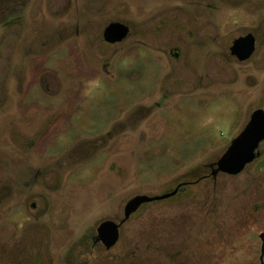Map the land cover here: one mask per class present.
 I'll return each instance as SVG.
<instances>
[{
	"label": "rangeland",
	"instance_id": "1",
	"mask_svg": "<svg viewBox=\"0 0 264 264\" xmlns=\"http://www.w3.org/2000/svg\"><path fill=\"white\" fill-rule=\"evenodd\" d=\"M62 1L18 0L10 24L0 22V150L11 156L8 136L20 131L39 137L35 167L69 153L62 184L35 188L42 215L0 192V264H78L80 241L100 221L121 219L135 195L160 196L203 173L264 111V0H68L61 11ZM113 20L134 37L109 48L100 34ZM248 33L255 51L239 63L229 47ZM53 114L60 120L40 134ZM259 151L235 177L143 204L91 264H208L224 214L255 195L264 214V141Z\"/></svg>",
	"mask_w": 264,
	"mask_h": 264
},
{
	"label": "flooded vegetation",
	"instance_id": "2",
	"mask_svg": "<svg viewBox=\"0 0 264 264\" xmlns=\"http://www.w3.org/2000/svg\"><path fill=\"white\" fill-rule=\"evenodd\" d=\"M11 1L12 2L10 4L9 3L10 0H0V22L3 24L5 23L7 16L11 15L12 12L14 13L18 11L21 7L20 3H17L18 0H11ZM67 4H68V0H63L62 4L60 5L61 7L60 10L65 11V8H67ZM15 19L19 20V17L14 18V20ZM114 22L127 26L129 32L126 38L123 39L121 42L110 44L104 41L103 31L110 23H114ZM110 23H108V25H106L102 29L100 34V41L107 47L111 48L122 45L128 38L134 37V35L131 34V25H128L122 20H113ZM9 24L10 23H5V25H9ZM162 52L165 54L164 50H162ZM170 53H172L171 50ZM102 54L106 55V53H102ZM2 94H3V89L2 87H0V110L3 106ZM55 114H57V112H55ZM59 120L60 119H58L57 116H55L54 114L47 115L43 120H41V123L39 125L40 127L38 128L40 129L39 133L41 134L42 132L47 130V128H51ZM110 130L111 129H101L97 132L98 134H100L98 136L110 137L111 135ZM8 138H9L8 144L9 147H11V153H10L11 156L4 155L5 152L0 150L1 151L0 152V192L1 193L5 192L6 194L5 193L4 194L6 198L9 195V193H14L18 197V199L22 201L23 207L25 208L26 211H27V206L31 208L32 213L27 212L30 218L40 216L43 214L44 211L43 209L40 210L36 207V202H38L39 200V192H37L35 188L37 187L38 189H40V184L44 185L45 183H55V184L58 183V185L62 184L64 170L65 167H67V162L65 161L67 160L69 153L63 152L61 150L59 153L50 156L49 160H45L38 167H35L36 160L34 157L35 154L33 149L39 137H36L34 133L24 134L21 133L20 131H15L13 132L12 135L8 136ZM98 140L99 138L96 137L95 139L89 142L94 143L97 142ZM260 144L258 146V151L260 149ZM222 154L220 155V157L222 156ZM259 156H260V151H259ZM219 158L216 159L215 161H210L207 164H205L203 168L205 171L203 173L199 174L194 172L192 177H190V179L177 183L176 187L174 188L176 189L178 187L177 193L172 197L177 196L180 192V189L184 186L197 187L198 185L203 183H209L210 181L214 182L220 176L235 177L223 173H217L215 175L211 174V172L216 169V162L219 160ZM114 164L115 163L113 162L111 163L112 166ZM10 165H12L11 167H20L22 169V176L17 177L11 174L10 172L8 173L7 170L9 169L8 166L10 167ZM9 175L13 176V178L7 179V176ZM174 189H172L171 191H173ZM112 197L113 195L110 192L107 196L108 202L112 201ZM258 197L259 196L255 195L252 196L251 199H244V200L241 199L239 203V207L236 211H231L229 216L224 214L223 217H221L219 221V225L216 226L215 229L217 230V233L220 235V237L218 238V241L215 243H213L212 237L208 240V246L206 248L207 255L204 254L205 256L201 258V260L205 261L208 264H242L243 262H244L243 264H264V214L260 209V198ZM160 201H155V202H160ZM141 207L142 205L135 213H133L128 218V220L133 215H135L141 209ZM123 210L124 207L122 209L121 219L116 221L115 218L112 219V217L110 218V216H108L107 218L103 219L97 224L95 228V233L87 237L86 239L87 241L85 242L83 240L80 241L82 254L83 253L86 254L87 258L82 257L78 259V264H91L92 262H94L93 255L95 248L99 249L98 251L101 253V255H108V253L117 245L120 239V231L122 227L128 222V220L119 226L118 241L113 247L109 249H106L102 245V243L98 240L96 229L98 225L104 221H112L115 224H119V222L123 219ZM113 211L114 209L109 207L107 212L111 213ZM206 219L208 221L209 219H211V217L205 218V220ZM208 232L209 233L207 234L210 235V231ZM262 245H263V254L261 259ZM0 246H3V244H0ZM211 250H214L215 253L218 254L219 256L216 255L215 257H212L213 253L210 252ZM229 250H231L232 253L229 252ZM249 250L250 253L246 254V251ZM217 251H219V253Z\"/></svg>",
	"mask_w": 264,
	"mask_h": 264
},
{
	"label": "water",
	"instance_id": "3",
	"mask_svg": "<svg viewBox=\"0 0 264 264\" xmlns=\"http://www.w3.org/2000/svg\"><path fill=\"white\" fill-rule=\"evenodd\" d=\"M128 32L127 26L117 22L110 23L103 31V39L110 44L119 43L126 38ZM254 51L255 39L250 33L234 39L229 47L230 56L234 57L239 63L249 60ZM263 141L264 111L258 109L250 115L243 130L230 142L225 152L216 162V169L211 174L223 173L229 176L240 174L247 165L259 157L258 146ZM177 190L178 187L169 193L153 197L145 195L134 196L126 202L123 210V219L119 224H115L112 221H104L98 225L96 229L98 240L106 249L113 247L118 241L119 226L127 221L141 205L170 198L177 193ZM262 254L263 245L261 247V259Z\"/></svg>",
	"mask_w": 264,
	"mask_h": 264
}]
</instances>
